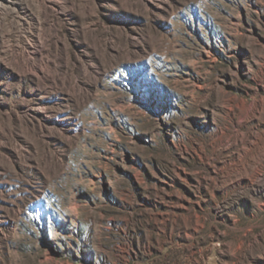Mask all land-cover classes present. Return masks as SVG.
Masks as SVG:
<instances>
[{
  "label": "rangeland",
  "instance_id": "1",
  "mask_svg": "<svg viewBox=\"0 0 264 264\" xmlns=\"http://www.w3.org/2000/svg\"><path fill=\"white\" fill-rule=\"evenodd\" d=\"M0 264H264V0H0Z\"/></svg>",
  "mask_w": 264,
  "mask_h": 264
}]
</instances>
